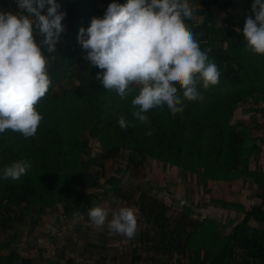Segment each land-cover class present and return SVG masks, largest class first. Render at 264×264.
Instances as JSON below:
<instances>
[{
	"label": "trees",
	"instance_id": "obj_1",
	"mask_svg": "<svg viewBox=\"0 0 264 264\" xmlns=\"http://www.w3.org/2000/svg\"><path fill=\"white\" fill-rule=\"evenodd\" d=\"M96 1L67 0L56 53L44 51L51 87L36 105L43 116L36 135L26 139L11 130L0 133V171L14 161L31 164L18 181L0 178V233H5L0 238V264H79L77 240L91 242L85 234L74 239L62 232L65 209L71 205L73 214L89 219V209L101 203L110 187L113 194L128 197L135 191L139 217L147 228L153 223L158 228L155 236L148 237L142 236L144 229L139 230L138 240L152 241L164 257L162 264H264V163L256 159L264 151V127L252 134L244 118L233 117L238 106L251 102L264 112V55H252L239 31L252 0H189L196 12L186 24L202 33L197 37L201 50L212 49L208 55L220 70L219 84L208 90L198 85L204 99L185 100L184 111L175 116L166 106L149 110L147 124L132 116L135 93L121 100L115 91L105 90L94 79L100 69L84 59L78 30L87 28L93 17H103L111 2L103 0L97 6ZM228 4L233 5L231 11L225 10ZM210 5L224 13L220 20ZM36 39L39 42L41 37ZM121 115L129 121L126 129L119 127ZM251 154L255 155L253 168L248 167ZM145 158L209 180L248 177L257 200L247 205L224 203L240 212L231 223L209 216L184 222L181 217L170 226L165 221L168 204L151 187H122L129 165L142 164ZM45 210L55 223L40 232ZM21 221L28 225L29 236L37 229L44 243L31 244L27 254L21 252L17 230L8 232ZM77 224L74 229L84 233L85 225L78 220ZM62 236L65 241L59 242ZM94 264L106 263L99 256Z\"/></svg>",
	"mask_w": 264,
	"mask_h": 264
},
{
	"label": "clouds",
	"instance_id": "obj_2",
	"mask_svg": "<svg viewBox=\"0 0 264 264\" xmlns=\"http://www.w3.org/2000/svg\"><path fill=\"white\" fill-rule=\"evenodd\" d=\"M14 2L17 11H0V133L11 130L27 139L36 135L43 119L36 105L51 87L44 51L56 53L66 13L57 0ZM195 12L189 0H111L103 17L79 28L84 59L100 69L94 79L121 100L135 93V121L147 124L146 113L161 106L172 116L182 113L185 100L204 99L198 85L208 90L219 84L220 70L208 55L212 49L201 50L197 37L202 33L186 24ZM249 12L239 31L252 55H264V0H252ZM118 124L126 129L129 121L121 115ZM30 167L27 160L14 161L0 171V178L18 181ZM176 199L187 203L180 193ZM88 216L94 227L106 225L111 234L131 240L137 233V210L132 207L113 210L109 219V210L96 206Z\"/></svg>",
	"mask_w": 264,
	"mask_h": 264
},
{
	"label": "rangeland",
	"instance_id": "obj_3",
	"mask_svg": "<svg viewBox=\"0 0 264 264\" xmlns=\"http://www.w3.org/2000/svg\"><path fill=\"white\" fill-rule=\"evenodd\" d=\"M103 4V0L96 1L97 6ZM210 9L219 20L224 16V13L216 9L214 5H210ZM258 105H254L251 102L249 106L240 105L234 111L233 117L244 118L243 123L252 134H256V131L264 127V112H261V108H258ZM256 159L263 164L264 151L259 152ZM254 161L255 155L251 154L248 159V167L253 168ZM122 181V187L125 189H134L139 186L142 189H147L148 186L151 187L153 194L168 204L165 221L170 226H175L176 220H181V217L184 218V222H187L188 218L209 216L221 222L231 223L238 219L240 212L231 205H225L224 203L242 202L247 205L250 201H255L256 199L252 195L255 188L248 177H237L227 181L209 180L200 177L198 173L176 168L171 163L157 161L152 158H145L142 164L129 165ZM102 182L104 183V181ZM133 193L131 197L113 194L110 187L106 197H103L98 206L109 210L110 219L111 212L119 207L128 206L136 209L133 201V197L136 195L134 193V196ZM177 193H180L182 199L186 200L187 203L181 205L180 201L176 199ZM71 207V205H68L67 209H65V216L62 218L64 226L62 232L67 234L69 238L74 239H78L79 235L85 234L86 238L91 242L89 245L85 240H77L80 250L75 259L79 260V264H94L99 256L103 257V261L106 264H162L164 257L155 245H151L152 241L148 239H145L147 242L145 240L139 241L137 237L138 231L142 229H144L143 237L155 236L158 232L156 223L149 224L147 228L146 221L143 217H139L137 213V233L133 239L129 240L122 235L109 233L106 225L102 229L94 227L89 219L73 214L74 210ZM42 216L44 217L40 225V232L53 227L55 223L49 210H45ZM77 220L85 225L84 233L80 234L74 229V227L79 226ZM16 230L18 236L21 235V239L19 238L18 241H20L19 246L22 247L21 252L23 254L32 251L30 249L31 244L44 245L37 229L35 232L34 230L32 231V233L34 232L32 236H29L31 232H28V225L25 226L21 221L16 227L8 228V232ZM4 234L0 233V238ZM60 240L59 242L65 241V238L62 236ZM99 240H102V245L97 243ZM84 245L92 251L87 253L86 249L83 248ZM41 250L45 255L49 253L45 247L41 248Z\"/></svg>",
	"mask_w": 264,
	"mask_h": 264
},
{
	"label": "built area",
	"instance_id": "obj_4",
	"mask_svg": "<svg viewBox=\"0 0 264 264\" xmlns=\"http://www.w3.org/2000/svg\"><path fill=\"white\" fill-rule=\"evenodd\" d=\"M57 2L61 5L60 11L66 13L67 0H57ZM233 9V5H227L225 10L231 11ZM0 11H17L16 4L14 0H0ZM42 13H46V8L42 10Z\"/></svg>",
	"mask_w": 264,
	"mask_h": 264
}]
</instances>
